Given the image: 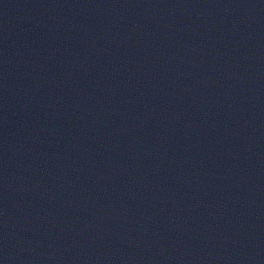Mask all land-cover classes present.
Instances as JSON below:
<instances>
[{
    "label": "water",
    "instance_id": "water-1",
    "mask_svg": "<svg viewBox=\"0 0 264 264\" xmlns=\"http://www.w3.org/2000/svg\"><path fill=\"white\" fill-rule=\"evenodd\" d=\"M0 264H264V0H0Z\"/></svg>",
    "mask_w": 264,
    "mask_h": 264
}]
</instances>
